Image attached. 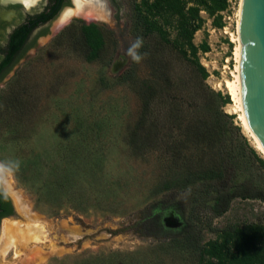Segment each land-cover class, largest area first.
Wrapping results in <instances>:
<instances>
[{"label":"rangeland","instance_id":"rangeland-1","mask_svg":"<svg viewBox=\"0 0 264 264\" xmlns=\"http://www.w3.org/2000/svg\"><path fill=\"white\" fill-rule=\"evenodd\" d=\"M104 1L110 8L107 21L94 20L92 13L81 18L85 21L64 17L0 84V181L4 187V178L11 182L31 207L30 217L47 228L43 242L4 255L5 224L15 222L18 231L27 224V213L11 197L15 214L1 223L0 264H199L193 251L158 234L151 220L158 217L165 227L180 231L184 220L179 211L192 215L203 228L202 243L216 240L218 231L229 226L264 224L260 201L236 199L226 214L214 218L203 204L205 196L166 190L185 176V167L177 169L167 152L137 150L131 136L135 133L140 148L151 143V107L165 120L170 98L152 103L147 95L155 81L160 89L171 81L169 93L182 103L188 118L195 111L191 103H205L207 88L229 95L224 111L235 116L249 145L264 158L227 86L239 74L241 0H230V8L222 13L223 28L201 13L204 25L194 43L207 42L211 49L199 52L209 73L204 83L157 35L143 39L140 51L146 55L141 62L127 59V47L143 30L136 5L145 0ZM93 24L104 45L90 61L82 26ZM170 33L173 37L176 31L170 27ZM129 69L134 77L121 82ZM174 136L184 138L181 131ZM204 149L205 164L214 165L217 148ZM188 153L187 163H195V147L190 145ZM13 161H19V167L8 170ZM252 161L254 157L240 156L241 178L264 185V174Z\"/></svg>","mask_w":264,"mask_h":264},{"label":"trees","instance_id":"trees-1","mask_svg":"<svg viewBox=\"0 0 264 264\" xmlns=\"http://www.w3.org/2000/svg\"><path fill=\"white\" fill-rule=\"evenodd\" d=\"M231 6L230 0H152L136 5V12L143 30V39L157 35L162 42L171 47L180 60L191 66L196 76L204 83L209 77L206 68L200 63L199 52H210L207 42L197 46L195 35L204 25L202 12L213 19V25L223 28V15ZM176 23L173 24L172 20ZM168 26V28H166ZM170 27L176 31L172 37ZM83 34L89 53L88 59H97L104 45V39L96 25H83ZM134 77V70H128L120 78L127 82ZM171 81L166 82V89H160L154 82L148 93L152 103L156 99L163 100L169 96V108L165 120L159 115V110L151 107V134L148 147L136 146L135 133L132 143L137 150L145 148L154 151L167 152L177 169L185 167L186 174L182 179H176L166 190H176L177 193L189 190L195 195L206 197L204 206L209 213L218 218L226 214L233 201L256 200L264 203V185L257 184L249 177L241 178V157H248L253 165L264 174V158L251 147L242 133L240 126L235 124V116L226 113L223 107L229 104L230 96L215 92L209 88L204 91L205 103H191L190 118L187 110L176 96L170 95ZM175 131L183 132L184 138L178 140ZM173 135V136H172ZM247 148L245 149V146ZM195 147L197 160L190 162L188 150ZM216 149L217 161L212 166L205 164V149ZM194 165V166H193ZM184 225L180 231L165 227L160 218L151 222L158 225V234H165L177 241L183 248L193 251L199 264H264V224H245L229 226L218 231L216 240L202 243L203 228L199 227L195 217L188 218L179 211ZM6 214H12L9 209Z\"/></svg>","mask_w":264,"mask_h":264},{"label":"flooded vegetation","instance_id":"flooded-vegetation-1","mask_svg":"<svg viewBox=\"0 0 264 264\" xmlns=\"http://www.w3.org/2000/svg\"><path fill=\"white\" fill-rule=\"evenodd\" d=\"M78 1L84 5L81 11L89 10L87 0H35L34 3L29 0H0V84L38 47L42 37L52 33L55 25H60L62 19L69 16L70 11L77 9L78 12ZM73 16L86 18L76 15V12ZM11 197L0 181V227L4 219L15 214ZM9 209H12V214H6Z\"/></svg>","mask_w":264,"mask_h":264},{"label":"water","instance_id":"water-1","mask_svg":"<svg viewBox=\"0 0 264 264\" xmlns=\"http://www.w3.org/2000/svg\"><path fill=\"white\" fill-rule=\"evenodd\" d=\"M238 31L242 108L256 144L264 153V0H241Z\"/></svg>","mask_w":264,"mask_h":264},{"label":"bare ground","instance_id":"bare-ground-1","mask_svg":"<svg viewBox=\"0 0 264 264\" xmlns=\"http://www.w3.org/2000/svg\"><path fill=\"white\" fill-rule=\"evenodd\" d=\"M34 1L35 0H29V2H31V3H34ZM87 1L90 3V5L88 4V6H90V9L86 12L81 11V10H83L84 5L81 1H78V12H76V15L81 16V17H86V16H84L85 14L92 13L93 19L97 20V21H107L110 18V8L107 6V4L104 0H87ZM84 4H86V3H84ZM240 13H241V3H240L239 10H238L239 20H240ZM74 14L75 13H73L72 11H70L68 13L69 16L74 15ZM239 20H238V23H239ZM238 27H239V24H238ZM238 43L239 44L237 46L236 55H237V60L239 63V65L237 66V70H238L239 74L236 77L237 80L233 83L228 82L227 86L232 91V95L234 96V99L237 100V102L239 103V107L243 112L241 114V119L243 121L244 127L247 129V131L250 133L251 137L254 139V136L248 127L247 121L245 119L244 111L242 108V87H241V77H240L241 43H240L239 37H238ZM254 141H255V139H254ZM255 144H256V141H255ZM256 146H257V144H256ZM257 149L262 154H264L258 148V146H257ZM0 174H1V176L3 174L1 168H0ZM3 180H4L5 188L7 189V191L11 194L13 199L21 206V208L23 207L22 208L23 211L25 213H27V218H26L27 224L24 227L25 228L24 231L23 230L18 231L19 227L18 228L16 227L17 224L15 222L13 224H11V222H7L4 226L3 237H4V241H5V246H4V249H2V250H3V254L7 256V254L12 249H14V248L17 249V248H19V246L24 248V249H29L31 243L43 242L46 235H47V228L45 226V223H43L37 217L34 219L32 217H30V215H34L32 213V211H30L31 207L29 205L24 204L23 197L19 194V192L15 191L11 182L7 181L6 178H4ZM0 235H1V231H0ZM34 254L38 255V254H40V251L39 252L35 251ZM17 255H19L18 252H17ZM27 258L29 261L34 260V257L30 254L27 255Z\"/></svg>","mask_w":264,"mask_h":264},{"label":"clouds","instance_id":"clouds-1","mask_svg":"<svg viewBox=\"0 0 264 264\" xmlns=\"http://www.w3.org/2000/svg\"><path fill=\"white\" fill-rule=\"evenodd\" d=\"M143 47V38L137 36V38L132 41L126 49V58L139 63L144 58L145 53H142L140 49ZM8 170H13L19 167V161L9 162Z\"/></svg>","mask_w":264,"mask_h":264}]
</instances>
